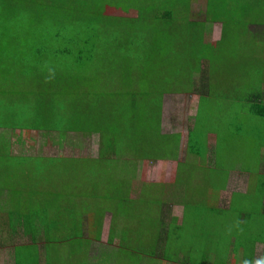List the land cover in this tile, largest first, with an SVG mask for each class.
Here are the masks:
<instances>
[{"label":"rangeland","instance_id":"1","mask_svg":"<svg viewBox=\"0 0 264 264\" xmlns=\"http://www.w3.org/2000/svg\"><path fill=\"white\" fill-rule=\"evenodd\" d=\"M73 2L75 7L73 9H68L69 7H65L61 3L53 6L52 0L0 1V35L3 32L4 38H8L10 40L9 44L5 45L6 50H4L3 46H0V104H3L0 107V116L3 119V124L5 127L8 126L12 129L19 130L18 136L22 142L27 140L32 141V148L38 149V147H45V149L49 150V154H55L52 158H49L50 172L47 173V177H50L51 181L56 183L57 187L62 189L63 194L68 195L75 190L72 183L75 175H77V179L79 178V180L83 179L86 181L88 185H86L83 190L84 192L91 191L95 197L96 202H91L89 199L88 201L93 206L96 221H100L101 217L106 216L105 209L111 211L112 213L107 215V220L105 222L106 225H108L110 222L111 217H113L112 215L116 214L117 218L114 221V225L118 228V234L122 235L125 240L136 235V233H134L136 231L135 228L139 225H142V228L146 230L147 238L149 235H152V233L156 235L155 231L160 233L161 222L158 219V215L160 214L159 209L164 206L165 201L167 200H169V203L172 205V213L174 212V215L181 218L182 208H180L178 204L182 201V187L185 185H196L198 189H202V191L209 190L210 193H208V199L211 203H215V200L218 197V192L223 191V194L221 193L223 203H228L232 193L245 191L247 179L250 178L248 179L250 190L249 193L245 195V197H259L257 192L260 188V183H264V173L261 172L264 166V148L261 149L260 155L255 152L257 145H259L256 143L257 141H263L262 143L264 144V125L256 118L251 119V122L248 120L245 122L236 120L233 114L231 115L232 112L230 113V117H226V107L222 106L220 103L222 100L219 99L225 96L222 91L234 92L235 84H238L236 77L239 79V81L243 82V84L239 83L242 88H236V93L239 91L244 93L247 92V90H250V79L244 75L246 70H243L241 67L239 74L236 75L235 68H233L232 63L233 58L231 56L236 50H239V59L241 61V57L244 58L243 61L245 62V67L247 61L246 59L248 58L247 51L253 50V52H255V56H261L264 58V29L262 30L263 34L261 37L258 36L260 32L256 33L258 39H250L248 36L243 37L242 35L238 36L234 34V31L230 32L231 30H229L226 35L227 39L224 40L223 44L221 43L218 50L215 51V54L218 52L220 53V57L214 59L213 56V58H210L208 68L206 66L207 63L204 64L203 68L205 71L202 73V75H205V79L204 77L202 78L200 73H194V75L192 74V76L189 77V75H185V71H188L190 66L187 68H185V66L192 63L191 59L193 56L190 55V49L187 48V50H183L178 46L181 43L183 37L187 35L183 33L185 28H188L187 24L183 25L185 23L183 19L188 18V16L185 15L184 12H179V18L181 20H179V22H177L178 24L175 26H179L178 31H180V36L178 38L175 37L176 39L174 40V43L177 46L176 56L178 52L184 55L180 56L182 60H178L176 66L177 68H180V71L184 75L181 76V79L191 78L192 81H194L197 85L200 81L201 84H203L208 89V92H210V97L207 96L204 98V100L200 103L201 105H199L197 108V94H165L162 98V132L165 134L170 132H181L184 136H187L189 131L188 128L191 126L193 139L191 145L193 150L192 152H195V155L199 157L202 162L195 164L192 161V157L184 159V162H182L180 165V170H178L179 177L176 179L175 183L170 185H157V188L151 184H147L144 187V190L147 193L143 194L141 197V202H139L128 197V191H131L138 185L137 183H134L132 179L141 178L142 173H144L143 178L146 177V183L148 182L158 184L159 181H164V183H167L165 181L170 182L175 179L177 175L175 164H171L169 162L159 163L157 161V156L153 155L158 153L161 155L160 157H171L166 155L173 154L172 152L175 149V143L162 140L163 136L159 137L160 133L157 137H155L157 141H155L151 147V143L146 142L145 137L136 138V135L134 134H131L128 139L119 138L116 140L117 132L115 131L114 133H110L109 128L107 132L103 134L104 136H101V134H80L75 133L74 131H69L66 135H62L63 133L61 132H53V130L48 132L47 129H53L52 125H43V122L37 124L38 121L35 117L36 107L34 100L27 102L29 99L33 98L35 93L38 91V78L24 77L27 68L13 66V59L15 55H17L15 61L18 62L25 50L24 46L29 44V40H27V37L23 32L24 25H38L43 23V28L46 27V33L49 35L48 29L51 26L53 20H60L63 17H68L70 18V22H74L72 19L74 18L75 10H78L83 14H86L89 11V8H85L88 0H85V2L82 0H73ZM4 4H6V6H4ZM204 6L205 0H197L192 2L191 8L193 11L191 14H189V17L191 15V20H189L191 23L195 20L200 22L204 21ZM98 9H100V7L97 6L96 10L98 11ZM4 13H6V15H4ZM106 14L109 16L123 17L137 16V13L134 11L125 13L124 11L114 8H108ZM180 22H183V24ZM201 27L204 32L201 38L202 41H204L203 39L206 38L205 32L210 33L209 35L212 41L220 38L222 32L221 25L209 24V26L202 25ZM235 29L242 31L240 27ZM261 29L262 28H260V30ZM189 30L190 32L192 31V34H194L192 27H190ZM190 40L191 39L188 38L187 42L191 46ZM16 41L20 44L16 43ZM103 41L107 43H113V41L109 39H103ZM231 43H237V46L242 44L241 46L243 47V51L239 46L235 48V51L222 53L223 49L229 48L230 50H233V44ZM221 59L222 65L219 68L218 64ZM254 61L257 62V65H260V58L255 59ZM261 66L264 68V60H262ZM252 67L254 69L257 68L255 65H252ZM61 72H64L63 69ZM209 72H211L210 75H208ZM178 77L180 78V76ZM175 78L176 77L173 79ZM133 79L135 83L133 82L134 84L130 88H127V86H130L129 84L120 87L114 83L110 86L111 90L109 92H112L113 97L110 99L112 100L111 103H114L118 100L117 102H120L122 107H127L131 99L137 98L141 91H152L149 88V85H142L143 79L140 81L137 76ZM175 83L176 86H178L180 81H175ZM73 84H76L79 87L84 86L87 88H91L92 86V82L90 81H86V84L83 85L81 83V78L75 79ZM228 85H231L232 88H229ZM64 86L66 90H68L69 82L64 84ZM190 86L191 85L184 87L179 86L178 88L179 90H182L187 89ZM95 91L100 92L103 91V89L96 86ZM123 93H125L126 99ZM227 96L230 97V95ZM106 98L108 97L106 96ZM111 107L112 106H110V109ZM110 109L107 110V112L112 114V127L115 128L120 126L114 119V117L120 115L119 108L114 107L113 110ZM44 110L50 111V107L48 109L46 106ZM53 121L54 120L51 119L52 124ZM258 122L261 123L260 126ZM137 123L144 125L145 129L147 127L151 132L157 131L158 123H156V119L153 122L147 123L146 118L143 117L141 118L140 122ZM148 124H151V127ZM34 128L37 130H34ZM60 130L64 131V129ZM237 132L243 134V140L240 139L238 134H236ZM98 138L102 140V151L98 158H94L93 154L96 152L94 149H96ZM131 138L133 139L131 140ZM185 142H187V138H184L183 140L184 147ZM262 143H260L261 147L263 146ZM179 144H181V142ZM114 145V148H110ZM157 145L159 148H156ZM231 149L234 150V157L232 158L228 156ZM77 152L80 156H75ZM129 153L133 155L137 154V157L140 155L139 153H141L142 156H147H145V158L143 157V160L141 159V161L130 160L129 166H127L128 162L124 163V172L121 173V166H123V163H120L117 160L120 155L123 154L126 156ZM83 155L91 157L88 158L87 156ZM72 156L76 158H86L71 163L68 160ZM39 161L40 159L37 158L36 160L31 158L29 160H25L22 157L20 160H18V162H20L19 165H21L24 171L32 169V164L34 163L40 164ZM109 161L111 162L109 163ZM5 162L12 163V160L8 159ZM142 162L145 165H143ZM101 164L103 165L102 167L100 166ZM185 164H189L191 166H185ZM194 164L200 166V170H196L195 167H193L195 166ZM61 165H65V172L57 170L60 169ZM98 166H100V169H98ZM106 169H109V171H106ZM76 171H81V174H76ZM211 171H213V173H211ZM240 172L248 173V176L245 174L241 176L238 175ZM96 175L98 177H95ZM233 175L234 178L229 180V178H231ZM35 176L36 175L34 174L32 178L31 176L28 177L26 175L23 177V179L20 178L18 181L14 182L15 185H13L15 187L10 190L16 192L19 183H21V187H24V190L26 191L28 189L27 182L32 181ZM100 176H102V178H100ZM209 176L210 178L207 179ZM124 177L128 178L125 179ZM4 180L6 181L7 179L5 178ZM4 180H2L3 183ZM228 180L229 182L227 184V189H225L224 186ZM173 185L175 187H173ZM160 188H162V190L167 188L165 191L166 194L164 196L162 191L156 190ZM112 193H116V199L114 200L110 199L115 195ZM234 196L236 197L237 195L235 194ZM72 199H75V197H66L63 200L67 202ZM2 200L3 199L0 197V201ZM256 202L257 204L259 203L258 200H256ZM202 204L203 203H198L197 207H201ZM54 205L61 204L57 202L54 203ZM43 206L46 205L43 204ZM45 208L48 209L47 206ZM52 208H54V206ZM51 212H55V210L52 209ZM140 213H143L141 218L148 216L149 220L143 222L139 218ZM221 214V211L216 212L215 210H212L210 212L207 209L205 210V215L202 214L203 219H201V221L205 222L206 225L210 224V226H213L212 229H215L214 232H218L216 231V228L219 229V225L225 223V219L221 216ZM259 219H261V217H259ZM188 225L192 226L190 220H187V222L184 223L182 222L180 230H177L175 226H169V228L165 230V233L167 234L169 232L172 236L168 238L169 240L167 239V242H170V239L175 240L173 234L177 235L178 233H182L183 236L180 240L182 241V244H184V246L190 250L192 244L194 243L189 237L190 235L188 234ZM197 229L198 228L196 227V230ZM59 234L60 233L54 234V238L59 239ZM220 236L222 237V235ZM10 238H12V236L2 237V240L5 242ZM207 240L210 241V244L209 242L205 241L208 244V250H211V248L215 247V245L218 246L217 243L219 242H213L210 236H207ZM173 245L174 244H171L170 247H168V253L165 251L166 258H169L170 254L171 259H177L172 257V251L181 254V256L184 258H187L188 256L189 258L196 256L194 252L188 254V256H184V254L188 252L187 248L181 251H176L172 249ZM9 246L12 247L13 245ZM45 246H47L46 243L43 245V247ZM31 248L36 249L38 247ZM245 253L246 252L244 251V254ZM53 258L56 259L58 256ZM34 264H48L47 258L43 256V254H39L38 259L35 260ZM206 264H212V261H207Z\"/></svg>","mask_w":264,"mask_h":264},{"label":"trees","instance_id":"2","mask_svg":"<svg viewBox=\"0 0 264 264\" xmlns=\"http://www.w3.org/2000/svg\"><path fill=\"white\" fill-rule=\"evenodd\" d=\"M82 1L85 2V0ZM193 1L197 0H88L85 8H89V11L86 14L75 10L72 19L74 20V22L72 21L73 24L68 17L53 20L48 29L49 35L46 33V27L43 28V23L24 25L23 32L29 40V44L24 46L25 50L18 62L15 61L17 56L15 55L13 66L26 67L24 77L38 78V91L33 98L27 101L34 100L37 124L41 122H43V125L50 124L53 129H47L48 132L53 130V132L63 133L62 135L74 131L80 134H101V136H104L103 134L109 128L110 133L117 132L116 140L119 138L128 139L131 134H134L136 138L145 137L146 142L151 143V147L156 141L155 137L158 136L161 130L162 98L165 94H197L199 105H201L200 103L204 98L210 95L208 89L200 81L197 85L191 78L181 79V76L184 75L180 68L176 66L177 61L182 60L180 56L184 55L178 52L176 56L177 46L174 43L175 37L180 36L179 26H175L181 20L179 12H184L188 16V18L183 19L184 24L180 22L183 25L187 24L188 28H185L183 33L187 35L183 37L178 46L183 50L190 49V55L193 56L192 63L185 66V68L190 66L189 70L185 71V75H189V77L194 73L202 75L205 71L204 64L207 63L208 68L210 58H213V56L214 59L220 57V53L215 54V51L227 39L226 35L229 30H231L230 32L234 31V34L238 36H248L250 39H258V36L261 37L263 34L264 0H205L204 21L195 20L191 23L189 21L191 15L189 17V14L193 11L191 8ZM59 3L69 7L68 9L75 7L73 0H52L53 6ZM97 6L100 7L98 11L96 10ZM108 8L119 9L125 13L134 11L137 16H109L106 14ZM209 24L221 25V37L212 41L210 33L205 32L206 38L202 41L201 38L204 32L201 26H209ZM190 27L193 28L194 34H192V31L190 32ZM237 27H240L242 31L235 29ZM260 28L262 29L260 30ZM259 32L260 34L257 36L256 33ZM188 38L191 39V46L187 42ZM103 39L112 40L113 43L104 42ZM9 41L8 38H4L2 32L0 46H3L4 50H6L5 45L9 44ZM16 43L18 42L16 41ZM236 44L232 45L233 50L223 49L222 53L235 51V48L239 46L243 51L242 44L238 46ZM238 52L239 50H236L231 56L233 58V68H235L236 75L239 74L241 67L246 70L244 75L250 79V84L248 83L250 90L244 93L241 91L236 93V88H242L239 83L243 84L236 77L238 84H235L234 92L222 91L225 96L219 99L222 100L220 103L223 107H226V117H230L232 112L231 115L233 114L236 120L251 122V119L256 118L264 125V68L261 66L264 58L255 56L253 50L247 51L248 58L245 67L244 58L241 57L240 61ZM259 58L261 60L260 65H257L254 60ZM221 65L222 59L218 67L220 68ZM252 65L257 66V68L254 69ZM62 69L64 72H61ZM136 76L140 81L143 79L142 85H149L152 91H141L137 98L131 99L127 107H122L121 103L117 102L118 100L111 103L112 100L110 99L113 97L112 92H109L111 90L110 86L114 83L120 87L129 84L130 86H127V88H130L135 83L133 78ZM174 77L176 78L173 79ZM203 77L205 79L204 74ZM78 78H81L83 85L86 84V81L92 82L91 88L79 87L76 84L75 86L73 81ZM175 81H180L178 86H176ZM68 82L69 89L66 90L64 84ZM187 85L191 86L182 90L178 88ZM96 86L101 87L104 92H96ZM228 87L232 88L231 85H228ZM123 94L126 99L125 93ZM227 95H230V97ZM2 105L0 104V107ZM46 106L48 109L50 107V111L44 110ZM110 106H112L111 109ZM114 107L119 108L120 112L119 116L114 117L120 125L115 128L111 125L112 114L107 112L109 109L113 110ZM143 117L146 118L147 123L156 119V123H158L157 131L151 132L147 127L145 129L144 125L137 123ZM51 119L54 120L53 124ZM261 123H259V126ZM1 125L4 124L0 116ZM60 129H64V131ZM34 130L37 129L34 128ZM236 134L243 140V134L238 132ZM162 140L172 143L169 136L162 138ZM259 142L262 143L263 141L256 142L259 145H257L255 153L260 155L264 144L262 143L263 146L261 147ZM101 143L102 140H100ZM114 147L115 145L110 148ZM100 151H102V145ZM84 158L72 156L68 161L74 163ZM48 161L50 162V160ZM261 172L264 173V166ZM249 190L250 188L247 194ZM258 194L259 197L257 198L244 197L238 209L245 212L247 210L242 208L244 204L248 201L258 200L257 205L260 211L258 216L261 219L258 216L257 218L247 219L246 227L254 225L255 229L258 228L260 232L257 235L262 240L264 237V183L262 182ZM36 201L39 200L36 199ZM210 205L214 208L215 203ZM242 221L240 220L239 223H242ZM24 222L28 223V221ZM198 222L200 226V223L203 224V227L205 226V222L200 220ZM17 223V220H0V234L3 237H9L10 235L6 236L8 233L6 230H13L16 228ZM218 235L214 231L211 233L210 237L213 242H219ZM195 239L199 244H203L205 241L210 243L207 236L200 235L201 241L197 237ZM34 241H39V238L35 236ZM245 242L247 243V241ZM198 253L200 252L194 254ZM188 254L190 253L187 252L184 256H188ZM262 254L263 259L260 264H264V248Z\"/></svg>","mask_w":264,"mask_h":264},{"label":"crops","instance_id":"3","mask_svg":"<svg viewBox=\"0 0 264 264\" xmlns=\"http://www.w3.org/2000/svg\"><path fill=\"white\" fill-rule=\"evenodd\" d=\"M198 106L199 96L196 107L198 108ZM160 125L161 131L159 137L163 136L165 138L169 136L170 141L175 143V149L172 152L173 154L166 155L171 157H160L161 155L158 153L153 155L157 156L159 163H174L177 175L173 181H165L167 183L159 181L158 184L146 183V177L143 178L144 173H142L141 178L132 179L138 185L131 191H128V197L139 202H141L143 194L147 193L144 190L147 184L156 187L161 184L170 185L175 183L177 176L179 177L178 170H180V165L184 162V159L192 157L193 160H191L195 164L202 162L195 155V152L193 153V150H191L193 140L191 126L188 128L187 136H184L181 132L165 134L162 132V112ZM18 133L19 130L12 129L8 126L5 127L4 125L0 126V197L3 199L0 201V220H17L18 222L16 228L13 230L10 229L9 231L6 230L9 232L6 236L10 235L12 238L4 242L2 240L3 236L0 234V264H34L39 254H43L47 258L48 264H206L207 261H212V264H260L262 261L264 237L262 240L258 238L260 231H258V228L255 229L254 225L246 227L247 219H251L252 217L257 218L260 212L257 202L256 200H253V202L248 201L242 206L248 212H243L238 209L240 208L239 204L241 200L250 188L248 177L245 191L232 193L229 199L231 203H223L221 195L223 191L218 192L215 206L213 205L215 209L212 208V205H210L211 202L208 199L209 190L202 191L196 185H185L182 187V201L178 204L182 208L181 218L174 215V212L172 213V205L167 200L164 206L159 209L160 214L158 215V219L161 222L160 233L155 231L156 235L152 233L147 238L146 230L142 228V225H139L135 228L136 231L134 233L136 235L125 240L122 235L118 234V228L114 225V221L117 218L116 214L112 215L113 217H111L110 222L106 225L107 215L112 213L105 209L106 216L101 217L100 221H96L95 211L89 202H96L95 197L91 191L84 192L83 190L88 183L83 179H77V175H75L72 181L75 190L68 195L63 194L62 189L57 187L56 183L51 181L50 177H47V173L50 172V162L48 160L55 154H49V150L45 149V147H38V149L32 148V141L27 140L22 142ZM184 138H187L185 147L183 146ZM100 140L98 138V142L96 143V149H94L96 152L93 154L94 158H98L101 155ZM180 142L181 144H179ZM156 148H159V146L157 145ZM78 152L75 156H80ZM139 154L138 157L137 154L133 155L131 153L126 156L123 154L120 155L117 161L123 163L121 173L124 172V163L128 162L127 166H129L130 160L141 161L143 157L145 158L147 156H142L141 153ZM233 155L234 150L231 149L228 156L232 158L234 157ZM21 157L25 160H29L30 158L36 160L37 158L41 162L40 164H32V169L24 171L21 165H19L20 162H18ZM87 157L89 158L91 156ZM8 159L12 160V163L5 162ZM100 166L102 167L103 165L101 164ZM100 166H98V169H100ZM185 166L191 165L185 164ZM193 167L196 170H200V166L195 165ZM57 170L61 172L66 171L65 166L62 165ZM106 171H109V169H106ZM33 173L36 176L32 181L27 182L28 189L26 191L24 187H21V183H19L16 192L10 190L15 187V181H18L20 178L23 179L26 175L33 178ZM77 173L81 174V171H76ZM244 174L248 176V173L241 172L238 175L241 176ZM95 177L98 176L96 175ZM5 178L7 179L6 181L4 180ZM124 178L126 179L128 177ZM209 178L210 176L207 179ZM233 178L234 175L229 180ZM2 180H4V183ZM229 180L224 186L225 189H227ZM173 187L175 186L173 185ZM156 190L162 191L164 196L167 188ZM112 194L115 195L110 199H116V193ZM235 194L237 195L236 197L234 196ZM66 197H75V199L65 202L63 199ZM36 199L39 201H36ZM57 202L61 205H54ZM198 203L203 204L201 207H197ZM53 206L54 208H52ZM206 208L210 212L212 210L216 212L221 211V216L225 219V223L220 224L219 229L216 228L218 232L215 233L219 234L218 246L215 245L211 250H208V244L206 242L199 244L195 239L197 237L200 240V235L203 237L210 236L215 231L210 225L206 226L205 224L204 227L202 223H200L201 226L199 225L198 220L201 221L203 219L202 214L205 215ZM52 209L55 212H51ZM139 215V218L143 222L149 220L148 216L141 218L143 213ZM187 220H190L192 223V226L188 225V234L194 243L190 250L180 240L183 236L182 233L176 235L172 232L175 240L170 239V242H167V239L172 235L169 232L167 234L165 233V230L169 226H175L177 230H180L182 222H187ZM240 220H243L242 223H239ZM23 221H28V223H23ZM196 227L198 228L197 230ZM245 232L247 233L245 234ZM56 233H60L59 239L54 238V234ZM35 236L39 238V241H34ZM253 240L255 241L253 242ZM243 241H247V243H242ZM45 243L47 246L43 247ZM171 244H174L172 249L176 251L187 248L190 254L193 252L200 253L192 258H184L181 254L172 251V257L177 259H171L170 254L169 258H166L165 251L169 252L167 249ZM9 245L13 246L10 247ZM31 247L38 248L32 249ZM244 251L246 252L245 254ZM56 256L58 258L54 259L53 257Z\"/></svg>","mask_w":264,"mask_h":264}]
</instances>
